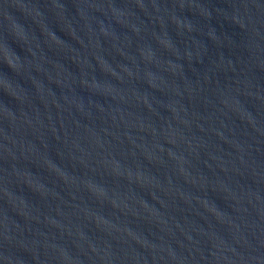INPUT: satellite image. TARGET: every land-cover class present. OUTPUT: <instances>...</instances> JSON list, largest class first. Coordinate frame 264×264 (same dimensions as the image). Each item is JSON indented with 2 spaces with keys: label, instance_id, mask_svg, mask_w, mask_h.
<instances>
[{
  "label": "water",
  "instance_id": "95a60500",
  "mask_svg": "<svg viewBox=\"0 0 264 264\" xmlns=\"http://www.w3.org/2000/svg\"><path fill=\"white\" fill-rule=\"evenodd\" d=\"M0 264H264V0H0Z\"/></svg>",
  "mask_w": 264,
  "mask_h": 264
}]
</instances>
